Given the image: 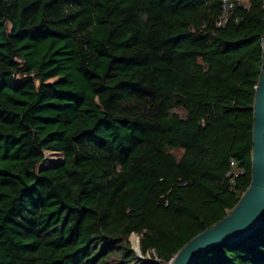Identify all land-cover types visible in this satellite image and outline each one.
<instances>
[{
  "label": "trees",
  "instance_id": "16d2710c",
  "mask_svg": "<svg viewBox=\"0 0 264 264\" xmlns=\"http://www.w3.org/2000/svg\"><path fill=\"white\" fill-rule=\"evenodd\" d=\"M263 30L264 0H0V264H167L227 216ZM195 264H264V219Z\"/></svg>",
  "mask_w": 264,
  "mask_h": 264
},
{
  "label": "water",
  "instance_id": "95a60500",
  "mask_svg": "<svg viewBox=\"0 0 264 264\" xmlns=\"http://www.w3.org/2000/svg\"><path fill=\"white\" fill-rule=\"evenodd\" d=\"M260 49L261 70L252 105L253 150L249 186L227 216L189 240L167 264H195L210 249L246 238L264 219V30ZM134 252L138 255L136 250Z\"/></svg>",
  "mask_w": 264,
  "mask_h": 264
},
{
  "label": "rangeland",
  "instance_id": "374dc122",
  "mask_svg": "<svg viewBox=\"0 0 264 264\" xmlns=\"http://www.w3.org/2000/svg\"><path fill=\"white\" fill-rule=\"evenodd\" d=\"M177 153V151H176ZM45 159L44 162L41 164L42 167H45V166H51V165H55L57 163H60L61 160H62V157L61 155L59 154H54V153H45ZM129 242L130 244L132 245V249L133 250H136L137 252H139V249H138V236H136L135 234H132L130 237H129Z\"/></svg>",
  "mask_w": 264,
  "mask_h": 264
},
{
  "label": "built area",
  "instance_id": "2783aa9c",
  "mask_svg": "<svg viewBox=\"0 0 264 264\" xmlns=\"http://www.w3.org/2000/svg\"><path fill=\"white\" fill-rule=\"evenodd\" d=\"M141 258V257H140Z\"/></svg>",
  "mask_w": 264,
  "mask_h": 264
}]
</instances>
